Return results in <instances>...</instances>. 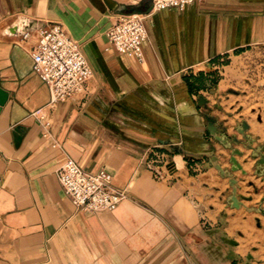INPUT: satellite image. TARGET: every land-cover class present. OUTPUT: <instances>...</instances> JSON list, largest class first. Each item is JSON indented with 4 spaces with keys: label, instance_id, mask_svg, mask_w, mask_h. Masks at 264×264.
Masks as SVG:
<instances>
[{
    "label": "crops",
    "instance_id": "crops-1",
    "mask_svg": "<svg viewBox=\"0 0 264 264\" xmlns=\"http://www.w3.org/2000/svg\"><path fill=\"white\" fill-rule=\"evenodd\" d=\"M151 7L0 0V87L9 96L0 114V264H240L219 231L252 224L243 219L247 205L228 206L230 180L210 156L231 169V151L210 131V94L219 95L223 69L264 46V0ZM129 14L147 16L143 63L109 43L108 31ZM52 24L81 43L94 71L83 96L55 105L21 42ZM68 156L87 172L112 174L129 198L112 213L79 212L57 176ZM238 174L246 197L261 178Z\"/></svg>",
    "mask_w": 264,
    "mask_h": 264
},
{
    "label": "built area",
    "instance_id": "built-area-1",
    "mask_svg": "<svg viewBox=\"0 0 264 264\" xmlns=\"http://www.w3.org/2000/svg\"><path fill=\"white\" fill-rule=\"evenodd\" d=\"M196 1L206 0H152L150 14L166 9L185 10ZM146 15H121L108 31L110 46L120 54L144 62L143 44L148 37ZM21 42L30 44L34 71L49 87L51 104L83 96L87 83L94 77L80 42L61 24L49 25L36 34L27 32ZM46 128L51 122L37 118ZM54 149L63 147L55 143ZM58 180L76 209L81 213L101 215L115 212L128 198L127 190L114 187V176L106 170L97 173L85 171L73 158L67 157L59 170Z\"/></svg>",
    "mask_w": 264,
    "mask_h": 264
},
{
    "label": "rangeland",
    "instance_id": "rangeland-1",
    "mask_svg": "<svg viewBox=\"0 0 264 264\" xmlns=\"http://www.w3.org/2000/svg\"><path fill=\"white\" fill-rule=\"evenodd\" d=\"M220 79L219 95L213 98L210 94L213 106L211 112L215 117L210 116L209 122L213 119L215 126H219L221 135L224 136V145L231 151L229 160L231 169H224L221 166L236 181L235 189L231 185L232 196L228 206L241 209L247 205L249 209L243 219L247 220L249 217L252 225L245 228H243L245 225H241L234 231L230 229L229 235L223 227L219 232L222 233L225 245H228L230 250H238V263L264 264V243H261L264 242V164L261 163L264 160V46L255 47L232 61L222 70ZM207 110L210 112V109ZM232 159L237 161L241 169L234 170L237 166L232 163ZM252 161L255 163L253 169ZM251 170L254 176L260 177L263 181L253 177L251 182L257 187L252 188L248 185V196H241L238 194V181L234 173H239V176L247 175ZM226 178L231 184V178ZM234 191L241 204L240 208L233 207ZM232 242H236V245ZM162 261L163 264H167L165 260ZM170 264L186 263L182 257H177Z\"/></svg>",
    "mask_w": 264,
    "mask_h": 264
},
{
    "label": "water",
    "instance_id": "water-1",
    "mask_svg": "<svg viewBox=\"0 0 264 264\" xmlns=\"http://www.w3.org/2000/svg\"><path fill=\"white\" fill-rule=\"evenodd\" d=\"M9 99L8 94L0 87V114L3 110V108L5 107V105L7 104ZM199 104L201 106L206 107L208 104V101L205 98H200L199 99ZM211 122H209V127H210V131L215 134L218 137V140L220 142L224 143V140L219 136L221 135V132L217 129V131H213L212 128L214 129L215 126V122L213 119H210ZM245 129L247 128V126L244 127ZM236 154H239V152H236ZM211 159L216 167V169L219 171V173L221 174V176H223L224 178L229 177L231 178V185L234 187L235 189V185H236V181L232 178L231 174L227 171H225L220 164H218V159L214 156V155H210ZM232 163L235 164L237 167L234 168V170H236L237 168L241 169V166L237 163V161L235 159H232ZM262 164H264V160H262L261 162ZM233 207L234 208H240L241 204L238 202L237 197H236V191H234V197H233ZM263 214H264V210H263ZM233 245H236V242H232ZM253 257H250V259H252Z\"/></svg>",
    "mask_w": 264,
    "mask_h": 264
}]
</instances>
